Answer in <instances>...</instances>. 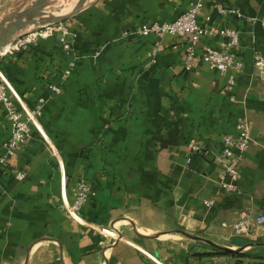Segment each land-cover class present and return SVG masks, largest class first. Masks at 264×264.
Wrapping results in <instances>:
<instances>
[{"label": "crops", "instance_id": "0c3cea01", "mask_svg": "<svg viewBox=\"0 0 264 264\" xmlns=\"http://www.w3.org/2000/svg\"><path fill=\"white\" fill-rule=\"evenodd\" d=\"M20 1L0 0V18ZM192 1L97 0L62 22L69 51L56 34L0 56L14 107L44 100L0 169V264H264V227L232 234L238 211L264 208V66L254 64H264V0H208L198 16L208 34L186 71L188 37L132 33L172 22ZM222 29L239 34L233 86L202 60L207 47L224 52ZM240 120L250 145L230 195L218 156ZM10 134L0 108V154ZM80 180L94 196L75 221L64 205Z\"/></svg>", "mask_w": 264, "mask_h": 264}, {"label": "built area", "instance_id": "2783aa9c", "mask_svg": "<svg viewBox=\"0 0 264 264\" xmlns=\"http://www.w3.org/2000/svg\"><path fill=\"white\" fill-rule=\"evenodd\" d=\"M208 0H194L189 5V10L180 16H178L172 22L158 23L154 22L148 26H144L133 35L146 37V36H176V37H188L190 45L187 48L186 58L184 62V68L189 71L193 64L195 57L194 46L198 43L199 39L208 34L207 30L201 28L198 25V16L204 7V4ZM219 3L221 0H211ZM219 15L235 14L237 17L241 15L237 11L227 9L222 6L217 7ZM253 22L255 20H252ZM264 26V20L261 21ZM56 34H59V41L65 51L70 50V43L68 42V32L62 23L45 25L33 29L31 32L23 35L12 42L10 45L0 50V56L6 55L10 51H16L18 48L25 44L31 43L38 38H49ZM127 35V34H126ZM219 36L225 41L224 52L205 48L202 60L211 69L216 70L221 75H227V84L233 86L234 79L231 72L241 68V63L236 61L231 51L239 43V34L232 29H222L219 31ZM160 51L159 47H156L152 51L151 60L149 65L156 62V56ZM254 64L256 68H263L264 64L261 58L256 55L254 57ZM53 93H58L56 87H52ZM10 87L4 80L0 81V108L4 110L7 118L11 124V134L9 141L4 145V153L0 154V169L3 168L12 158L17 148L24 144L29 137L30 127L34 124L37 116L40 114L41 105L44 100L40 99L38 105L29 111H20L14 107L13 101L10 96ZM236 134L226 135L222 141V149L218 156V161L221 167L219 186L223 192L230 195L238 193V167L237 164L240 160L241 154L246 151L250 145L249 127L245 121H238L236 126ZM52 153H56L54 149ZM17 180H22L21 174L16 175ZM94 196V192L89 185L80 180L72 189V200L64 205V211L75 221H79L78 212L87 203L90 197ZM206 206H210V203H206ZM264 227V208L258 213H252L249 210H241L236 213V220L232 225V234L234 237H249L258 228Z\"/></svg>", "mask_w": 264, "mask_h": 264}, {"label": "water", "instance_id": "95a60500", "mask_svg": "<svg viewBox=\"0 0 264 264\" xmlns=\"http://www.w3.org/2000/svg\"><path fill=\"white\" fill-rule=\"evenodd\" d=\"M97 0H22L0 18V50L28 27L62 23ZM232 252L231 250H227Z\"/></svg>", "mask_w": 264, "mask_h": 264}, {"label": "trees", "instance_id": "16d2710c", "mask_svg": "<svg viewBox=\"0 0 264 264\" xmlns=\"http://www.w3.org/2000/svg\"><path fill=\"white\" fill-rule=\"evenodd\" d=\"M240 257H243L244 255L243 254H239Z\"/></svg>", "mask_w": 264, "mask_h": 264}, {"label": "rangeland", "instance_id": "374dc122", "mask_svg": "<svg viewBox=\"0 0 264 264\" xmlns=\"http://www.w3.org/2000/svg\"><path fill=\"white\" fill-rule=\"evenodd\" d=\"M34 29H36V28H34Z\"/></svg>", "mask_w": 264, "mask_h": 264}]
</instances>
